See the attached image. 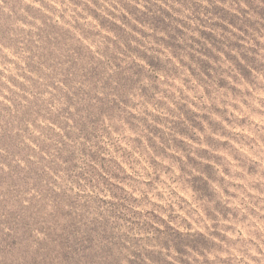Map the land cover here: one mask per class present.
<instances>
[{
    "label": "rangeland",
    "instance_id": "374dc122",
    "mask_svg": "<svg viewBox=\"0 0 264 264\" xmlns=\"http://www.w3.org/2000/svg\"><path fill=\"white\" fill-rule=\"evenodd\" d=\"M0 264H264V0H0Z\"/></svg>",
    "mask_w": 264,
    "mask_h": 264
}]
</instances>
